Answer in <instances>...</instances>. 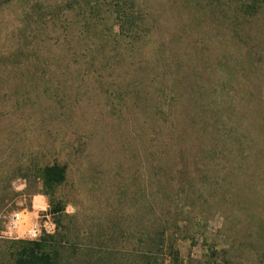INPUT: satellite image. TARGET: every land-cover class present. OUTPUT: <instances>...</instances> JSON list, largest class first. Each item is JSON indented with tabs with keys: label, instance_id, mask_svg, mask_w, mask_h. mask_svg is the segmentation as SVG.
Instances as JSON below:
<instances>
[{
	"label": "rangeland",
	"instance_id": "obj_1",
	"mask_svg": "<svg viewBox=\"0 0 264 264\" xmlns=\"http://www.w3.org/2000/svg\"><path fill=\"white\" fill-rule=\"evenodd\" d=\"M118 1L0 0V209L31 211L33 163L58 161L44 235L72 227V264L88 226L140 229L148 205L154 264H264V0H127L131 27ZM19 239L0 236V264Z\"/></svg>",
	"mask_w": 264,
	"mask_h": 264
},
{
	"label": "trees",
	"instance_id": "obj_2",
	"mask_svg": "<svg viewBox=\"0 0 264 264\" xmlns=\"http://www.w3.org/2000/svg\"><path fill=\"white\" fill-rule=\"evenodd\" d=\"M122 1L124 4H122ZM124 5L131 8L133 3L127 4V0H121V3L119 1L114 2L113 14L116 21H119V19L123 17L121 22L122 25L126 23L128 27H131L132 25H135L136 20L133 14H125ZM38 22L46 28L54 26L56 23L50 18L45 19L40 17ZM33 165V169L36 171L34 177L40 181L43 186V193L49 198L51 213L58 214L59 212H62L66 203L63 200L54 201L53 196L58 188H60V186H62L67 180L68 170L66 163L54 161L43 164L33 163ZM141 190L143 191V195H146L147 187L145 184L141 186L140 192ZM147 209L148 212L145 211V208L143 209L144 212L141 213V216L137 220L142 227L140 229L136 228V230H132L131 232H127V229L124 226H117L115 220L111 221V226H88L84 231L83 238L88 239L90 243L81 247L80 250L86 251L84 253H87L89 257L81 260V263L79 264H100L99 260H104L105 257L109 255L112 257L114 256V253L120 248L119 245L123 240L133 237L139 238L140 246L138 245V247H140V249H135V251L137 250V254L135 253L136 255H134L133 253V257L132 254H129L127 251L123 253V255L126 256L125 260L127 261V264H154L155 259L152 262V257H154L152 254L157 245L154 240H150V226H153L157 219L155 220L149 216L150 212H153V207L148 205ZM59 218H61V215L57 218L58 223ZM99 221L101 222L102 220ZM58 223L57 225H59ZM159 225L162 226L164 224L159 222ZM57 228L58 231L55 235H44L37 240H16L17 246L10 252L12 264H72L69 259L73 254L70 253L72 251L76 252L77 250L72 246L71 252H69V244H65L64 240L65 235L72 231V227L57 226ZM254 231L258 233L257 237L264 239V229L262 230L261 227L257 226ZM74 236H78L79 238L78 234H75ZM93 239L94 241L96 240V243L93 242ZM260 247L261 246H258L257 249H260ZM118 252L120 253L122 250ZM95 258H98V262L95 261ZM78 261L79 259H77V262ZM245 261L241 260V263L248 264L247 259ZM258 264H261V259Z\"/></svg>",
	"mask_w": 264,
	"mask_h": 264
},
{
	"label": "clouds",
	"instance_id": "obj_3",
	"mask_svg": "<svg viewBox=\"0 0 264 264\" xmlns=\"http://www.w3.org/2000/svg\"><path fill=\"white\" fill-rule=\"evenodd\" d=\"M15 191L20 192L23 188L26 187V183H19L18 185H13ZM39 187H43L40 185ZM50 208L49 203L47 202V197L45 194L40 191L32 195L31 197V211L27 207H23L18 211H13L11 213V219L9 223V231L13 229L20 234H23L25 231H31L33 228L34 222L38 219V213L47 212ZM66 211L75 212V208L71 205L68 206Z\"/></svg>",
	"mask_w": 264,
	"mask_h": 264
},
{
	"label": "built area",
	"instance_id": "obj_4",
	"mask_svg": "<svg viewBox=\"0 0 264 264\" xmlns=\"http://www.w3.org/2000/svg\"><path fill=\"white\" fill-rule=\"evenodd\" d=\"M20 209H0V236H11L14 238H26L28 240H37L44 234H52L55 231V223L48 212H42L34 222L31 231H25L23 234L17 233L14 229L9 231L11 213Z\"/></svg>",
	"mask_w": 264,
	"mask_h": 264
}]
</instances>
